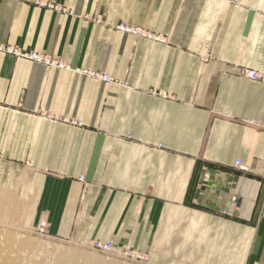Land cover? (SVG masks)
<instances>
[{
  "label": "crops",
  "instance_id": "0c3cea01",
  "mask_svg": "<svg viewBox=\"0 0 264 264\" xmlns=\"http://www.w3.org/2000/svg\"><path fill=\"white\" fill-rule=\"evenodd\" d=\"M0 45L68 67L0 52V225L264 264V0H0Z\"/></svg>",
  "mask_w": 264,
  "mask_h": 264
},
{
  "label": "rangeland",
  "instance_id": "374dc122",
  "mask_svg": "<svg viewBox=\"0 0 264 264\" xmlns=\"http://www.w3.org/2000/svg\"><path fill=\"white\" fill-rule=\"evenodd\" d=\"M71 253L80 256L77 264H83V259L90 260L92 264H149L148 261L144 263L106 255L91 246L61 241L51 235L43 237L35 231L14 230L0 225V264H57L59 255L66 259Z\"/></svg>",
  "mask_w": 264,
  "mask_h": 264
},
{
  "label": "built area",
  "instance_id": "2783aa9c",
  "mask_svg": "<svg viewBox=\"0 0 264 264\" xmlns=\"http://www.w3.org/2000/svg\"><path fill=\"white\" fill-rule=\"evenodd\" d=\"M55 9L58 11H64V9L62 7H59V6H55ZM119 30H121L124 33L138 37V38L142 37V38L151 39V40H154V41H157L160 43H166L165 38L156 36L150 32H146V31H143L141 29L128 27V26H122L119 28ZM0 52L8 54V55H13L15 57L29 59V60L37 61L40 63H44L48 66L56 67L58 69H68L67 65L64 64L63 62L57 61V60H52L46 56H42V55H39V54L34 53V52L23 53L14 47L1 46V45H0ZM236 74L239 77L246 78V79L253 80V81H258V80L263 79V76L261 74H259L258 72L244 68V67H238L236 69ZM93 76L100 77L105 82H111L112 81V79L110 77H107L105 75L99 76L97 74H93ZM60 120H62L65 123H69V124H73V125H80L77 121H71L68 118H63ZM236 166L240 170H246L245 167H243L240 162H238L236 164ZM35 233L40 235V236H43V237L48 236L49 233H48V227H47L46 222H41L39 224L38 228L35 230ZM90 246L95 251L101 252V253L106 254V255L119 256L121 258L131 259L133 261H139V262H144V263L148 261V259H147L148 257L146 254L140 253V252H137L134 250H130V249L121 250L112 241L106 242V243L95 241V242H91Z\"/></svg>",
  "mask_w": 264,
  "mask_h": 264
},
{
  "label": "bare ground",
  "instance_id": "6f19581e",
  "mask_svg": "<svg viewBox=\"0 0 264 264\" xmlns=\"http://www.w3.org/2000/svg\"><path fill=\"white\" fill-rule=\"evenodd\" d=\"M35 231V230H34ZM138 252V251H137ZM141 253V252H140ZM81 259L79 255L76 253H71L66 259L62 255L58 256L57 259V264H77L76 262ZM148 259V258H147ZM84 263L83 264H92L90 260L88 259H83Z\"/></svg>",
  "mask_w": 264,
  "mask_h": 264
}]
</instances>
